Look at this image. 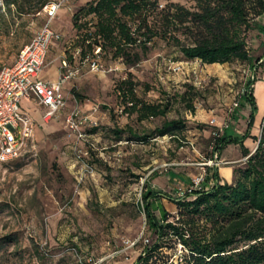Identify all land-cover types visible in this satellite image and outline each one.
Wrapping results in <instances>:
<instances>
[{
  "label": "rangeland",
  "instance_id": "rangeland-1",
  "mask_svg": "<svg viewBox=\"0 0 264 264\" xmlns=\"http://www.w3.org/2000/svg\"><path fill=\"white\" fill-rule=\"evenodd\" d=\"M91 1L49 0L47 5H59L50 22L44 8L21 14L19 7L0 0V71L12 66L20 50L50 22L60 39L50 48L43 70L55 60L61 78L68 70L73 73L62 86L65 107L39 127L36 156L0 164V264H79L80 258L97 259L116 251L121 254L108 264H135L157 241L141 207L145 184L172 199L182 198L201 175L207 184L216 134L249 124L243 116L233 124L231 117L245 109V103L235 104L247 93L253 67L264 59V15L251 21L242 34L248 61L203 65L186 60L174 43L157 38L137 65L127 66L112 60L110 53L96 54L97 50L86 51L88 61L81 59L85 31L74 28L73 17ZM176 5L198 10L196 0H159L157 13ZM85 21L80 19L79 24ZM150 22L159 27L161 16ZM177 29L173 28V36L185 46L198 34ZM48 56L53 59L47 61ZM64 60L68 70L62 69ZM124 80L135 85L139 100L165 106L166 116L139 121L137 114H125L116 89ZM74 111L84 140H78L68 126ZM172 120L184 126L178 138L155 134ZM238 156H242L239 145L223 154L224 159ZM222 162L227 164L221 167L234 169L244 164ZM171 175L182 176L188 186ZM172 183H179V188ZM167 198L161 202L169 222L187 223V211L180 213ZM141 234L148 244L138 241ZM163 243L151 263L181 262L187 254L175 239Z\"/></svg>",
  "mask_w": 264,
  "mask_h": 264
},
{
  "label": "trees",
  "instance_id": "trees-1",
  "mask_svg": "<svg viewBox=\"0 0 264 264\" xmlns=\"http://www.w3.org/2000/svg\"><path fill=\"white\" fill-rule=\"evenodd\" d=\"M196 1V12L176 5L159 13V0H94L86 3L73 17L74 28L85 31L82 45L86 50L81 51V59L89 57L86 51L92 53L100 49L102 53H110L112 60H122L125 65L134 66L147 55L149 45L160 38L179 47L186 60L200 61L203 65L248 61L242 34L250 29L251 21L264 15V0ZM4 2L8 7H19L21 14H35L49 0ZM20 2L24 4L21 6ZM172 9L174 13H171ZM156 15L161 16L159 27L150 22ZM80 19L86 21L79 24ZM178 27L193 35V31H197L189 46L173 36V28L177 31ZM252 83L249 82L247 87ZM116 89L124 102L125 114H137L139 121L166 116L165 106L139 100L130 80L120 82ZM250 102L252 120L255 104L252 99ZM182 129L184 126L180 122L170 121L165 122L155 134L176 139L182 134ZM244 139L246 135L238 139L225 138L224 134L215 139V154H220L229 145H239L247 159L241 167L234 169L231 185H221L218 169L208 168L207 173L212 171L211 177L216 181L210 190L192 192L174 200L180 213L187 211V223L180 220L169 222L170 216L166 213L161 222L158 221L153 214L151 200L162 195L152 194L145 184L141 207L148 228L157 236V241L135 264H155L151 261L159 256L165 245L163 240L168 239H175L187 251L181 262L171 264H264V127L252 155L242 146Z\"/></svg>",
  "mask_w": 264,
  "mask_h": 264
},
{
  "label": "built area",
  "instance_id": "built-area-1",
  "mask_svg": "<svg viewBox=\"0 0 264 264\" xmlns=\"http://www.w3.org/2000/svg\"><path fill=\"white\" fill-rule=\"evenodd\" d=\"M58 10L59 5L56 4L44 7L50 22L56 17ZM50 22L45 24L33 40L20 50L12 66L0 71V164H9L36 156L35 123L30 115L21 111L22 101L34 99L45 109L43 119L46 122L65 107L66 98L63 95L62 86L73 75L68 70L67 62L65 60L62 62V69L68 70V73L63 78L60 77L58 81L46 82L38 78L43 71L48 52L58 38ZM98 53L100 49H97L96 54ZM91 62L92 68L98 69V64ZM254 80L255 77L252 75L251 81ZM235 107H238V104H235ZM76 118L77 113L74 111L67 119L68 126L76 133L78 140H84L85 135L80 128L81 122ZM263 127L264 120L261 131ZM216 135L218 137L220 134ZM225 164L227 163L221 162L216 156L207 165L211 168H219ZM205 185V176L201 175L192 180V185L185 190L183 196L202 191ZM138 241H143L145 245L149 243L143 234ZM135 244L136 242L132 244V247ZM120 254V251H116L97 259L80 258L79 264H108Z\"/></svg>",
  "mask_w": 264,
  "mask_h": 264
},
{
  "label": "crops",
  "instance_id": "crops-1",
  "mask_svg": "<svg viewBox=\"0 0 264 264\" xmlns=\"http://www.w3.org/2000/svg\"><path fill=\"white\" fill-rule=\"evenodd\" d=\"M57 34V32H55ZM58 38L54 41V43L51 46V49L55 47L57 42L59 41V35L57 34ZM51 49L49 50V55H51ZM53 58L51 56H48V60H52ZM53 62V61H52ZM51 64H47L46 68L42 71V73L39 75V80L46 81V82H56L60 78V73L58 71V64L57 62H54ZM217 65V64H215ZM252 75H254L255 80L253 83L247 87V84L245 85V91L247 92L243 94L240 99H239V104L240 107L242 106L243 103H245V109L242 111L237 110L236 113H234L231 117V120H233V124H236L235 121H239V117L243 116L244 120L249 121V124L245 125L246 127H239L238 129H235L233 126L229 130H226L225 132H222V135L224 134L225 138H238L241 139L246 135V139H244L242 146L252 155L255 150L258 147L259 140L261 138V125L264 120V59H260L257 64L253 67L252 70ZM75 94V92H73ZM248 95L250 98L248 99ZM250 99L254 101L255 104V113L253 116V119L251 120V115L253 112L252 105L250 102ZM20 109L22 112L28 114L31 116L35 123V138L40 135V125H45L46 121H44L43 117L45 114V109L41 106L38 105V103L34 100L31 99L29 101H22L20 103ZM175 121V120H172ZM170 122V121H168ZM251 123V126H250ZM237 125V124H236ZM37 143V140H36ZM229 145L227 146L220 154H215V157L217 156L218 160L222 161H230L233 163H244L247 158H244L242 156H238L235 159H224L223 154L226 151L227 148H229ZM237 146V145H234ZM221 158V159H220ZM208 168H211L207 166ZM207 168V169H208ZM218 169V176L220 179V184H229L231 185L234 181V167H219ZM212 171L209 173V179L206 184V187L204 190H210L214 185H215V180L211 177ZM174 179H177L181 184L187 185L188 186V180H185L182 176H174L171 175ZM187 181V182H186ZM173 187L179 188V183H172ZM175 188V189H176ZM148 189L152 194H161L159 192H155L152 190L150 184L148 185ZM174 189V190H175ZM162 197L152 199L151 200V208L153 210V214L158 220V216L160 217L159 219H162L163 215L167 211L166 209L163 208L162 200L167 198L163 194H161ZM171 201L178 200V199H172V198H167ZM166 210V211H165ZM159 221V220H158Z\"/></svg>",
  "mask_w": 264,
  "mask_h": 264
}]
</instances>
